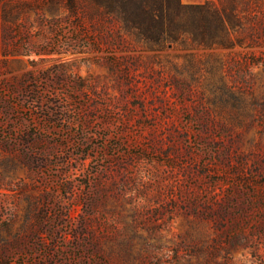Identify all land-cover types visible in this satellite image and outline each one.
<instances>
[{"label":"rangeland","instance_id":"1","mask_svg":"<svg viewBox=\"0 0 264 264\" xmlns=\"http://www.w3.org/2000/svg\"><path fill=\"white\" fill-rule=\"evenodd\" d=\"M76 1L0 0V264H264V0L211 43Z\"/></svg>","mask_w":264,"mask_h":264},{"label":"trees","instance_id":"2","mask_svg":"<svg viewBox=\"0 0 264 264\" xmlns=\"http://www.w3.org/2000/svg\"><path fill=\"white\" fill-rule=\"evenodd\" d=\"M99 8L121 20L129 30L159 37L193 33L211 43V37L228 33L238 17L237 3L221 6L215 1L184 3L182 0H93ZM71 9L76 0H67Z\"/></svg>","mask_w":264,"mask_h":264}]
</instances>
